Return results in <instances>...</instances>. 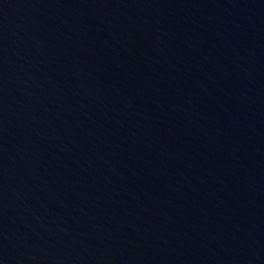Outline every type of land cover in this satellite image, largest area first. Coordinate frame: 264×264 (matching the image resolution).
<instances>
[{"label": "water", "instance_id": "obj_1", "mask_svg": "<svg viewBox=\"0 0 264 264\" xmlns=\"http://www.w3.org/2000/svg\"><path fill=\"white\" fill-rule=\"evenodd\" d=\"M0 264H264V0H0Z\"/></svg>", "mask_w": 264, "mask_h": 264}]
</instances>
